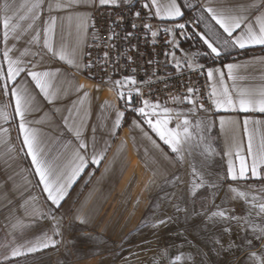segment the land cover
I'll return each instance as SVG.
<instances>
[{
	"label": "crops",
	"instance_id": "obj_1",
	"mask_svg": "<svg viewBox=\"0 0 264 264\" xmlns=\"http://www.w3.org/2000/svg\"><path fill=\"white\" fill-rule=\"evenodd\" d=\"M133 1L135 0H118L116 5ZM34 2L35 0H11L13 11L10 14L17 17L13 19V24L20 27L16 32H10L7 43L3 39L4 13L0 11V69L4 74L0 78V263L39 252H29L28 248L44 233L57 241L54 247H59L62 239L69 241L76 238L91 242L95 237L119 240L140 230L148 217L150 234H166L170 223L159 227L152 226L155 219L161 215L162 206L172 218L190 216L198 214L206 202H216L230 195L229 185L255 190L264 188V179H218L227 177L229 162L238 171L237 145L240 154L249 165L251 164L252 157L248 155L249 137L252 139L254 152L264 150V113L217 111L213 104V100L221 96L224 87H227L235 98L236 90L240 88L264 86V46L239 49L233 48L229 43L230 54L222 53L219 58H215L205 55L210 49L197 35L202 51L201 60L210 62L209 68H219L224 73L222 83L219 81V73H214L211 80L208 78L211 93L213 90L216 92V96H212V112L202 111L196 100L183 94L154 100L145 106V111L149 113L148 118L153 120L156 119L151 116L153 111L163 119L165 114L162 109H170L167 115L172 118V123L169 127L176 126L177 117L180 121L187 118L192 121V125H199H190V131L198 140L199 146L193 147L191 154H186L185 160H178L176 154L172 153L144 122L145 117L132 111L127 113L122 108L114 87L100 85L84 76L85 50L91 38L93 11L101 5L89 3L79 6L72 10L69 19L64 10L50 14L45 0L40 19L33 23V28L41 33V40L36 44L30 42L34 35L33 30L27 28V25L32 23L28 8ZM186 2L196 3V0H176L184 15L173 20L161 18L167 16L172 0H156L155 4H152V0H145V3L150 5L153 17L170 22L172 32L178 36L182 35L183 30L175 25L183 24L186 14L194 15L193 11L184 7ZM232 2L237 3L240 0ZM4 3L5 0H0V7ZM157 7L160 17L155 15ZM201 11L197 4L194 17L199 16ZM21 15L28 19H19ZM50 15L57 17V23L55 35L50 34L48 38L56 52L63 50L64 60L51 53H47L43 58L33 55L42 47L43 29L48 26ZM203 15L205 20L198 23L196 33L204 34L210 42H214V46H217L216 41L222 44L227 34L223 33L215 21H211L206 12ZM18 33L19 40L14 38ZM238 33L239 30L234 36ZM172 37H167L166 40H172ZM77 48L78 53L74 56V49ZM7 49H11L9 57L20 61L18 66L24 67L26 71L31 69L50 73V91L56 92L58 98L52 103L44 100L31 77L26 75V71L21 72L15 81L8 80V61L3 56ZM74 58L75 63L70 64L68 61ZM34 61L38 62L35 67ZM186 62L179 51L174 66L183 68ZM228 63L236 65L233 69V74L237 77L235 81L228 78V69L225 67ZM80 83L85 87L79 88ZM12 88L19 89L22 104L25 101L31 102V109L25 116V126L36 132L39 146L57 174L70 172L73 152L77 145L73 132L64 127L61 117L68 115L67 109L72 108L77 124L83 118L82 136L88 148L81 150V154L87 163L67 189V195L59 208H55L47 200V194L42 191L43 185L35 174L31 157L26 155L27 148L23 143L24 134L20 130L21 120L16 114ZM5 91L7 94H4ZM189 98L195 102V107L189 103ZM156 104H159L160 108L153 109L152 106ZM118 112L124 115L120 119L119 127L113 129ZM221 117L224 118L223 127L220 123ZM245 120L248 121L247 130ZM142 129L148 132L159 148L143 135ZM93 145L95 151L102 155L99 165L91 162ZM192 166L203 169L204 179L208 181L203 188L197 190L195 196L190 194ZM175 177H180V180L171 182ZM213 184L216 187H212ZM169 201L180 204L182 208L186 207L188 211L175 212L168 208ZM41 208L45 211L51 208L52 214L61 218V235H53L55 225L51 219L32 217L33 209ZM76 216L83 217L85 222L74 219ZM18 220L22 221L24 227L13 228L12 225ZM172 220L174 221V218ZM14 249H19L23 254L12 256Z\"/></svg>",
	"mask_w": 264,
	"mask_h": 264
},
{
	"label": "snow or ice",
	"instance_id": "obj_2",
	"mask_svg": "<svg viewBox=\"0 0 264 264\" xmlns=\"http://www.w3.org/2000/svg\"><path fill=\"white\" fill-rule=\"evenodd\" d=\"M118 0H47L48 11L51 14L53 11L64 10L68 13V18L71 19L72 10L82 6L87 5L89 3L96 4L98 3L101 6L104 5H116ZM45 3V0H35V2L28 8V11L31 13L32 23L27 25L28 29H32L34 35L31 38V43L39 44L41 40V33L38 29L33 28V23L36 20L40 19V12L42 10V6ZM156 0H152V4H155ZM197 4L199 8L202 10L199 16H196L197 22H202L205 20L203 15L204 12L208 14L211 21H215L216 25H219V28L223 30V33L227 34V38L224 39L222 44L219 41H216V45L214 46V42H210L208 38L204 34L196 33V35L200 36V39L203 40V43L207 45V48L210 49V52L205 53L206 56L219 58L222 53L227 55L230 54L228 52L229 43L233 48L245 49L250 46H264V0H240V2L233 3L232 0H196V3H185L184 7L193 11L194 15L197 9ZM142 7L150 10V5L148 3H143ZM0 11H3L4 16L2 20L3 25V39L5 43L9 40L10 32H16L17 28L20 27L18 24H13V19L17 17L15 15L10 14L13 9L11 7V0H5V3L2 7H0ZM136 16H140V13L137 12ZM155 15L160 17V10L157 7ZM184 15V12L181 10V6L176 3V0H172L170 7L168 8L167 16L161 17L162 19H176L180 18ZM19 19H28L25 16H19ZM57 17L50 15L48 26L43 29V44L42 47L38 49L36 53L33 55H39L43 58L47 53H51L53 56L59 55L61 60L65 59V55L63 50L59 53L53 49L52 43L49 40V35H55L56 30ZM135 27V25H133ZM144 27L151 30V24H144ZM180 29H185V24L178 23L175 25ZM239 33L234 36V33ZM164 31L167 33L171 31L170 28L165 27ZM152 36L155 37L157 35L156 31H152ZM131 35V33H129ZM19 40V33L14 37ZM111 39V36H109ZM168 41H166L167 43ZM171 43L175 44V40ZM44 50H47L46 52ZM11 49H7L4 51L3 56L8 61L7 68V79L10 81H15L16 77L20 75L21 72H25L24 67L18 66L21 62L18 60H12L9 57V52ZM78 53V48L74 49V56ZM107 56V54H105ZM167 55V53H166ZM70 64L75 63V58L73 60L68 61ZM36 61L33 62V67L36 66ZM179 63V62H177ZM79 66L78 64L76 65ZM91 65H85V67H90ZM203 67V66H201ZM228 69V78L235 81L237 77L233 74V69L236 65L232 63H228L225 65ZM214 73H219V81L223 82L224 73L221 72L219 68H209L207 70V76L211 80L214 76ZM3 71L0 69V78L3 77ZM26 75L31 77V80L35 83V88L39 89V94H41L44 100L52 103L54 99H57V93L50 91L52 87L50 80L48 79L51 74L48 72H39L35 70L28 69L26 71ZM125 83L136 84V80L132 77H125L122 81H115L116 85L123 87ZM85 85L83 83L79 84V88H84ZM138 91V90H137ZM194 90L189 88L188 92L191 93ZM4 94H7L5 91ZM11 94L15 98L16 103V114L19 115L21 123L20 130L24 134L23 143L27 148L26 155L31 157V163L34 166L35 174L38 176L39 183L43 185L42 191L47 194V200L51 202L52 206L55 208H59L61 205V201L64 200L67 195V189L71 186V184L75 181V178L79 175L80 172L83 171V168L86 166L87 161L85 160L84 155L81 154V150H86L88 148L87 143L83 141L82 136V127H83V118H81V122L79 124L76 123V118L73 114V109H67L68 115L63 116L62 120L64 127L73 132L75 139L77 141L76 148L73 152L72 158V166L71 170L68 173H60L57 174L53 168L52 163L48 158L44 155V150L39 146V142L37 139V134L34 130H30L25 126L24 120L26 113H28L31 109V102L25 101L22 104L21 95L19 94L18 88H12ZM85 95H87L85 93ZM211 96H216L215 90L210 94ZM120 98L123 99V93H120ZM82 103V101H81ZM128 104H131V93H129ZM145 106H148L149 102H143ZM189 103H192L195 107V102L189 98ZM213 104L216 107L217 111H240V112H249V111H259L264 113V86L259 88H240L236 90L235 98L233 94L229 91L227 87L223 88L221 96L217 99L213 100ZM153 109L160 108L159 104L153 105ZM203 108V104L200 105ZM132 110L138 113L140 116L145 117L144 122L148 125L153 133L159 138L160 141L163 142L164 145H167L172 153L176 154V158L178 160H185L186 154H191V149L193 147H198L199 142L194 136L193 132L190 131V125H192V121L185 118L180 121L179 117H177V122L175 127H169V124L172 123V118L167 115L171 110L168 108H163L162 112L165 114L164 118L161 119L159 114L156 111L151 113V116H155L156 119L153 120L149 117V113L145 111V107L135 108ZM78 111V110H77ZM122 112L117 113V119L113 125V129L119 127L120 119L123 117ZM221 126L223 127L224 118L221 117L220 120ZM245 130H247L246 126L248 121H244ZM139 126V125H137ZM193 127H198L199 125H192ZM143 135L152 140V137L149 136L147 131L142 129ZM152 143L159 148L160 146L156 144L155 140H152ZM67 147V145H65ZM236 158L239 160V169L238 171L234 167V165L229 162L227 177H218L220 180L230 179L231 181L237 180H247L249 178H254L257 180L264 179V150L254 152L252 146V139L249 137L248 141V155L252 157L251 164L249 165L246 162V159L243 155L240 154L239 145H237ZM161 151H163L161 149ZM102 159V155L95 151V145H93V153L91 155V162L93 164L99 165ZM250 173V176H249ZM192 175L193 180L191 182L190 194L192 196L196 195L197 190L203 188L208 181L204 179V171L203 169H198L195 166H192ZM180 180V177H175L173 181L175 182ZM154 183V181H152ZM147 187V186H146ZM212 187H216L215 184ZM229 190L232 193H236L237 189L232 185H229ZM264 191V189H262ZM239 195H244L243 193H239ZM250 203V207L247 210V214L245 216H237L233 214L231 209H221L219 205L216 206L217 210L212 211L207 214V219L209 222L223 221L227 226L224 228V232H231V224L235 222L240 231L247 232L249 229L254 234L256 240H259L261 245H264V200L257 199L253 197ZM24 207V205H21ZM168 208L173 209L175 212H187L188 209L182 208L180 204L174 203L172 201L168 202ZM208 210L206 208L202 209L201 214L207 213ZM53 210L49 208L45 211L43 208L41 209H33L31 215L33 218H39L51 221L54 223L55 228L53 229V235H61V218L52 214ZM161 215L155 219L153 222V227H159L161 225H167L171 223L172 216L167 214V210L162 206L160 208ZM254 217L256 219H254ZM74 219L80 220V222H85L83 217L76 216ZM257 220L259 222H257ZM13 228H21L24 227L22 221H17L16 224L12 225ZM57 243L56 240L52 239L47 233H44L41 237H38L36 242L28 248L29 252L40 251L44 248H48L50 246H55ZM214 244L219 245L217 251L224 250V245L221 243L219 239L214 241ZM247 244L251 247L252 241L247 240ZM234 246V242L230 241L228 244V250H230ZM19 249H14L11 253L12 256L21 255ZM200 256L206 255L205 253L199 252L197 253ZM249 258L253 260V264H264V254L258 253L256 251H251L248 253ZM167 258V250L164 249L160 253L157 254V257L154 258V261H158L161 259ZM184 257V254L181 253L175 257V260H180ZM188 260H193V256L188 254L186 257ZM171 264H175V261H172ZM201 264L203 261L201 260Z\"/></svg>",
	"mask_w": 264,
	"mask_h": 264
},
{
	"label": "built area",
	"instance_id": "obj_3",
	"mask_svg": "<svg viewBox=\"0 0 264 264\" xmlns=\"http://www.w3.org/2000/svg\"><path fill=\"white\" fill-rule=\"evenodd\" d=\"M143 3L145 0H135L129 4L100 6L93 11L91 38L85 50V65L91 66L84 67V76L100 85L114 87L126 112L138 114L133 107H145L144 101L150 103L175 94L187 95L199 106L203 104L202 111L212 112L207 77L211 63L201 60L196 18L186 14L182 21L185 29L178 36L172 32L170 22L155 19L151 9L142 7ZM137 12L139 17L135 15ZM145 23L151 24L152 29L145 28ZM165 27L171 31L166 33ZM152 31L157 32L155 37ZM167 37L173 39L168 41ZM173 40L175 44L171 43ZM179 51L187 60L183 68L174 66ZM125 77L134 78L136 84L125 83L123 87L115 84ZM189 88L194 91L189 93ZM129 93L131 104L127 103Z\"/></svg>",
	"mask_w": 264,
	"mask_h": 264
},
{
	"label": "rangeland",
	"instance_id": "obj_4",
	"mask_svg": "<svg viewBox=\"0 0 264 264\" xmlns=\"http://www.w3.org/2000/svg\"><path fill=\"white\" fill-rule=\"evenodd\" d=\"M236 189V193L231 192L219 201L206 202L204 208L208 212L205 214H201L202 208L198 214L173 217L174 221L169 224L166 234H150L147 217L140 230L119 240L95 237L91 242L76 238L69 241L62 239L59 247L14 257L0 264H171L172 261L175 264H201V260L203 264H253L248 253L256 251L264 254V245L255 239L251 229L242 232L232 222L231 232L226 233L224 228L227 225L223 221L209 222L207 219V214L216 211L217 205L221 209H231L237 216H245L250 207L248 201L253 197L264 200L262 189ZM217 239L224 245V250L219 252V245L214 244ZM247 240L252 241L251 247ZM230 241L234 242V246L228 250ZM164 249L167 250V258L154 261L157 254ZM198 251L206 255L200 256ZM181 253L185 258L175 260ZM188 254L194 259H186Z\"/></svg>",
	"mask_w": 264,
	"mask_h": 264
}]
</instances>
